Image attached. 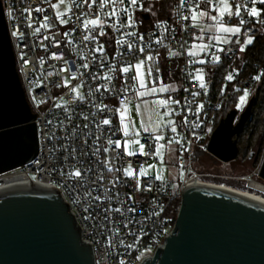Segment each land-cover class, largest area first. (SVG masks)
Wrapping results in <instances>:
<instances>
[{"label": "built area", "instance_id": "2783aa9c", "mask_svg": "<svg viewBox=\"0 0 264 264\" xmlns=\"http://www.w3.org/2000/svg\"><path fill=\"white\" fill-rule=\"evenodd\" d=\"M224 2L230 5L231 15L225 12L220 16L222 0H185L184 4L172 0L167 17L153 18L154 12L145 0H138L136 6L129 0L123 4L109 0L103 7V0L94 4L92 0H2L16 67L36 116L39 150L32 161L0 174V181L15 177L19 186L57 189L70 205L81 228L82 241L91 243L94 264H142L153 258L159 248L165 247L166 238L175 228L182 191L213 183L199 171L196 153L207 151L209 138L221 120L228 83L239 80L243 91H252V79L240 78L235 62L248 38L264 31L261 0ZM253 7L258 16L249 15ZM113 8L115 16L109 15ZM202 8L210 9L226 23L238 25L240 32L222 48L212 44L205 51L189 55L202 40L201 26L191 19ZM57 12L63 15L58 17ZM145 14L149 17L145 18ZM128 15L133 18L132 26H127ZM97 19L101 23L84 27L85 21ZM101 31L104 35H100ZM85 36L90 38L85 40ZM117 40L123 43L117 44ZM101 45L103 51H96ZM170 52L179 55L171 56ZM148 56L153 59L148 60ZM214 56L220 57L218 62H214ZM199 59L205 61L202 65H220L219 74H207V90L201 89L196 79ZM140 61H144L153 86L164 85L166 75L170 78L175 71L180 79V87L166 97L170 101L166 113L174 120L176 132L168 127L165 140L178 148L184 172L175 191L169 179H138L125 174L129 167L136 169L148 160H158L154 136L139 131L140 136L126 133L121 122L125 105L137 99L138 79L133 77ZM125 67L128 72L122 71ZM229 74L233 75L231 81L227 79ZM193 92L199 95L193 96ZM201 104L203 107L197 111ZM105 119L110 123L103 124ZM77 170L80 176L69 175ZM244 179L248 189H252L251 183L262 184L252 176ZM115 208L121 211L104 212ZM129 208L136 211L129 212Z\"/></svg>", "mask_w": 264, "mask_h": 264}, {"label": "water", "instance_id": "95a60500", "mask_svg": "<svg viewBox=\"0 0 264 264\" xmlns=\"http://www.w3.org/2000/svg\"><path fill=\"white\" fill-rule=\"evenodd\" d=\"M254 99L242 112L234 108L221 118L209 138L208 153L223 162L238 157L237 137L252 114ZM35 117L0 0V174L37 156ZM259 176L264 180V159ZM0 264H94V257L57 189L19 186L0 191ZM142 264H264V203L215 184L186 187L165 247Z\"/></svg>", "mask_w": 264, "mask_h": 264}, {"label": "rangeland", "instance_id": "374dc122", "mask_svg": "<svg viewBox=\"0 0 264 264\" xmlns=\"http://www.w3.org/2000/svg\"><path fill=\"white\" fill-rule=\"evenodd\" d=\"M146 5L152 8L157 1L160 0H145ZM145 4V3H144ZM228 5L229 11L231 10L230 5ZM223 6L218 10L220 13ZM199 17L200 12H195ZM207 21L201 24L203 33L200 37L204 43L203 45L210 46L212 44L216 45L218 48H222V45L233 35V33H225L219 30L221 23L225 27H238V25L226 23L222 19L218 18L217 21L212 19L213 16H216L214 12L210 9L206 10ZM152 17H156L153 13ZM217 17V16H216ZM149 23V22H146ZM252 42L254 41V36H250ZM248 38V39H249ZM249 44H244L246 48ZM240 51L238 58L241 61ZM239 61V62H240ZM166 68V65H163ZM198 69L202 70L204 79L207 73L215 72L214 65H203L199 66ZM137 71V69H136ZM142 77L138 79V93L137 99L126 104V111H123L124 122L123 128L125 131V125H127V133H148L154 136H162L163 139L157 140L158 145H163L160 149L161 156H158V160L151 159L144 163H141L138 168H131L133 171L132 177L141 179L145 176H153L156 178L157 174L161 175V179H169L174 183L173 190H177L182 183L184 178V172L179 162L180 153L176 145L166 142L165 135L166 129L172 128V124H168V121H173L172 118L165 115L167 112V104H161V101H168L167 96H171L172 93L180 87V79L177 76H172L170 78L166 75V80L164 85L171 86L168 91L160 92V86L151 85L147 74L145 72L144 66L140 68ZM141 79L143 80L144 86L141 87ZM157 89L156 92H152L151 89ZM175 89L174 91L171 89ZM244 92L239 95L238 104L236 109L238 112H242L249 100V93L246 97V101L242 104L240 97L244 96ZM238 118V117H237ZM147 129V131L145 130ZM242 144V153L235 159L230 162H223L216 157L212 156L210 153H203L198 161V169L204 175V179L216 183V184H225L231 186L235 189L247 190V183L244 179L245 177L252 176V178L259 183L264 184V180L259 176V170L261 168L263 159H264V133L255 135L250 143L247 141L249 137L248 134L243 136ZM136 141L139 140L137 136L134 138ZM157 152V148H156ZM251 152L253 153L251 156ZM141 170H144L145 174H141ZM249 191V190H248ZM250 192H254L253 189H250ZM264 195V194H263ZM261 195L262 197H264Z\"/></svg>", "mask_w": 264, "mask_h": 264}, {"label": "trees", "instance_id": "16d2710c", "mask_svg": "<svg viewBox=\"0 0 264 264\" xmlns=\"http://www.w3.org/2000/svg\"><path fill=\"white\" fill-rule=\"evenodd\" d=\"M172 6V0H160L157 1L151 8L157 17L164 18L169 15L168 11ZM237 57L236 68L239 70L240 78L250 77L253 82V89L249 93V97L254 96V104L252 114L249 120L246 122L241 133L237 137L239 146V154L242 153L243 136L248 134L247 141L250 143L252 138L257 134L264 133V31L257 34L254 41L249 44L241 54V61ZM220 65L216 67L214 74H219ZM178 72L175 71L174 76H177ZM259 76L260 79H255ZM239 80H235L228 83L226 87L227 97L222 108V112L219 116L223 118L231 109L237 107L239 95L244 92L239 86ZM236 86V87H235ZM238 86V87H237ZM208 151L198 150L196 153V160L199 161L200 156ZM175 212V217H176Z\"/></svg>", "mask_w": 264, "mask_h": 264}, {"label": "snow or ice", "instance_id": "6c2138e0", "mask_svg": "<svg viewBox=\"0 0 264 264\" xmlns=\"http://www.w3.org/2000/svg\"><path fill=\"white\" fill-rule=\"evenodd\" d=\"M108 2H109V0H103V3L101 4V7H103L104 4H106V3H108ZM112 2L115 3V0H112ZM119 2H120L121 4H123L124 0H119ZM261 2L264 3V0H261ZM61 3H63V0H61ZM92 3H93V4L96 3V0H92ZM129 3H130L132 6H136V5L138 4V0H129ZM184 3H185V0H181V4H184ZM222 3H223V8H222V10H221V12H220V16H223L225 12H228L229 15H231L232 13L229 11V8H228L227 3H225L224 0H222ZM53 7H54V8H55V7H58V5H53ZM89 7H91V4L89 5ZM36 11H40V9H36ZM124 11L127 13L128 10H127V9H124ZM205 14H206V13H203V12L199 13L200 16H203V15H205ZM9 15H11V13H9ZM62 15H63L62 13L57 12V16H58V17H59V16H62ZM109 15H111V16H115V15H116V10H115V8H113V11H112ZM235 15H237V16L240 15V9H239V6H237V8H236ZM249 15L255 17V16H258V15H259V12L257 11L256 8L253 7V8L250 9ZM45 19H47V17H45ZM191 19H192L193 21H196V20L198 19V16H197V14H196L195 12L193 13ZM212 19H213L214 21H217V20H218V17L213 16ZM61 23H67V21H65V20H61ZM99 23H101V22H100L98 19H97V20H89V21H85V23H84V27L87 28L89 25H97V24H99ZM133 23H134V22H133V18H132V16H131V15H128V25H127V26H132ZM240 23L243 24L244 21L241 20ZM43 26H44V27H47L46 24L43 25ZM122 26H123V25H122ZM219 30L222 31V32H225V33H233V34H235V33H239V32H240V28H239V27H225V26H223L222 23H221V25H220ZM100 35H104V32L101 31V32H100ZM130 35H135V33H130ZM89 38H90L89 36H85V37H84L85 40H88ZM141 39H143V37H141ZM121 43H123L122 40H117V44H121ZM237 43H239V41H237ZM245 43H246V44H251V43H252V38H249ZM193 47L195 48L196 46L194 45ZM199 47H200V50H201V51H205V50L207 49L208 46H207V45H200ZM128 48H129V50H131V49H132V45L129 44V45H128ZM244 50H245V47L242 45V46L240 47V51L243 52ZM96 51H100V52H102V51H103V45H101L98 49H96ZM140 51L143 52L144 49L141 48ZM221 51H222V49H221ZM169 55H171V56H176V55H179V53H177V52H170ZM189 55H196V52H195V51H190V52H189ZM147 59H148V60H152L153 57H152V56H148ZM219 59H220L219 56H214V58H213L214 62H218ZM199 63L203 64V63H205V61H204V60H200ZM143 64H144V61H140V63L136 65L137 74H136L135 77H133V79H137V78L142 77V73L140 72V68H141V66H142ZM83 67L87 68L88 65L85 64V65H83ZM128 70H129V69H128L127 67H125V68L122 69L123 72H128ZM158 71H159V69H157V72H158ZM150 74H151V69H149V75H150ZM73 76H75V74H73ZM107 79L111 80V77L109 76V77H107ZM196 79H198V80L200 81V83H199V87H200L201 89H205V90H207V85H206V83L204 82V76H203V73H202V70H201V69H198V70H197V76H196ZM227 79H228L229 81H231V80L233 79V75H232V74H229V75L227 76ZM255 79H260V77L257 76V77H255ZM143 86H144V84H143V80L141 79V87H143ZM170 87H171V86L161 85V87L159 88V91H160V92L168 91ZM98 90H99V89H97V91H98ZM171 90L174 91L175 89L173 88V89H171ZM151 91H152V92H156L157 89L153 88V89H151ZM192 95H193V96H196V95H199V93L193 92ZM247 95H248V93H247V91H245L244 96H241V97H240V100H241V103H242V104L246 101V97H247ZM80 99H83V97L81 96ZM169 102H170V101H161L160 103H161V104H167V103H169ZM174 103L179 104L180 101H174ZM202 107H203L202 104L199 105L198 108H197V111H199V109L202 108ZM124 111H126V106L124 107ZM165 115H169V113H165ZM85 119H87V117H85ZM123 120H124V115H123V112H122V114H121V122H122V123H123ZM185 122H187V118H185ZM102 123L105 124V125H107V124L110 123V121H109L108 119H105V120L102 121ZM167 123L173 125L172 128H171V131L175 133V132H176L175 123H174L173 121H168ZM197 126H198V125H197ZM85 127H87V125H85ZM145 130L147 131V129H145ZM125 132L127 133V125H125ZM155 139H156V140H161V139H163V137H162V136H156ZM109 143H112V141H109ZM135 143L139 144V141L137 140V141H135ZM177 143H179V141H177ZM116 146H117V147H120L119 142H116ZM162 147H163V145H158V147H157V152H156V154H157L158 156H161V159L163 158L162 155H161V152H160V149H161ZM125 148H127V142H125ZM143 148H144V145L141 144V145H140V150H141V152L143 151ZM105 151H107V149H105ZM128 154H129V155H132L133 153L130 152V153H128ZM110 170H111V169H110ZM125 174L128 175V176H132V175H133V171L131 170V167H129V169H126V170H125ZM141 174H142V175L145 174L144 170H141ZM69 175H70V176H77V177H78V176L81 175V173H80L79 170H77V171H75L74 173H70ZM156 178H157V179H161L162 177H161V175L157 174ZM139 190H140V188H139V184H138V186H137V191H139ZM117 195H118V194H117ZM96 199L99 200L100 197H96ZM128 199L131 200L132 197L129 196ZM85 211H87V208H85ZM109 211L120 212L121 209H120V208H115V209H104V212H106V213L109 212ZM128 211H129V212H134V211H136V209H135V208H129ZM154 214H155V215H158L159 213H154ZM87 218H88V217H86V219H87ZM105 219H108V217L105 216Z\"/></svg>", "mask_w": 264, "mask_h": 264}, {"label": "bare ground", "instance_id": "6f19581e", "mask_svg": "<svg viewBox=\"0 0 264 264\" xmlns=\"http://www.w3.org/2000/svg\"><path fill=\"white\" fill-rule=\"evenodd\" d=\"M251 185H252V189L257 190L258 192L260 191L261 194H259L258 192H250V189L240 190V189L232 188L231 186H227L225 184H223V185L222 184H215V186H220L222 188L237 192L239 194H242L244 196H247L249 198L257 200L261 203H264V197L261 196L264 194V185L258 184V183H251ZM16 187H19V179L18 178H15V177L4 178V179H1V181H0V191H4V190L16 188Z\"/></svg>", "mask_w": 264, "mask_h": 264}, {"label": "crops", "instance_id": "0c3cea01", "mask_svg": "<svg viewBox=\"0 0 264 264\" xmlns=\"http://www.w3.org/2000/svg\"><path fill=\"white\" fill-rule=\"evenodd\" d=\"M201 12L206 13V8H202V10L200 11V13H201ZM196 21H197V24L201 26V24H203V22H206V21H207V16H206V14L203 15V16H199L198 19H197ZM201 28H202V27H201ZM203 43H204L203 40H199V41L196 43V45H195L196 47L194 48V51L197 52V53L201 52L199 46H200V45H203ZM200 60H201V59L198 60V63H199ZM200 65L203 66L201 63H199V66H200ZM214 67H215V69H216V66H214ZM215 72H216V70H215ZM213 73H214V72H213ZM213 73H210V74H213ZM207 74H209V73H207ZM207 74H206L204 80H206V78H207ZM235 87H236V86H235ZM237 87H238V86H237Z\"/></svg>", "mask_w": 264, "mask_h": 264}]
</instances>
